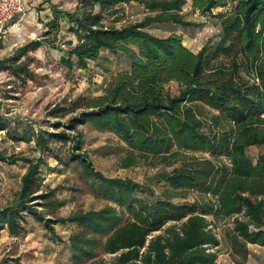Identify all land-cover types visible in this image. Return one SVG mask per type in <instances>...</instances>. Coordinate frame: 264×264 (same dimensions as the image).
<instances>
[{"label": "trees", "instance_id": "16d2710c", "mask_svg": "<svg viewBox=\"0 0 264 264\" xmlns=\"http://www.w3.org/2000/svg\"><path fill=\"white\" fill-rule=\"evenodd\" d=\"M132 5L142 8L141 19H127L126 7ZM186 5L192 13L214 16L220 30L197 52L176 30L166 36L150 32L193 27ZM50 8L46 37L0 60V72L22 86L36 82L32 54L55 45L62 20L76 38L59 58L70 75L99 64L104 52L124 56L126 67L109 74L98 95H81L48 111L56 120L68 117L62 125L71 133L32 126L20 130L2 116L0 131L13 141L33 142L58 162L51 144L70 143L66 164L80 166L95 193L114 206L56 218L62 203L55 191L39 194L44 158L0 152V163L21 161L26 168L14 200L0 209V236L2 231L21 236L31 216L58 241L54 225L70 226L69 264H108L106 255L109 264H216V229L231 220L223 238L233 262L246 264L250 245L264 247V0H78L73 12ZM171 83L178 87L176 94ZM85 125L110 132L126 145L125 168L140 158L166 162L182 155L178 169L158 176L166 184L164 199L142 197V185L97 171L81 152L79 127ZM251 147L262 150L255 159L248 154ZM191 193L203 201H171ZM39 199L46 211L36 208Z\"/></svg>", "mask_w": 264, "mask_h": 264}, {"label": "rangeland", "instance_id": "374dc122", "mask_svg": "<svg viewBox=\"0 0 264 264\" xmlns=\"http://www.w3.org/2000/svg\"><path fill=\"white\" fill-rule=\"evenodd\" d=\"M77 3L78 0H31V6L24 21L18 26L10 24L6 37L0 42V60L11 56L17 48L28 41L46 37L45 31L51 15V5H56L63 11L73 12ZM184 12L186 18L194 23L193 27L186 30L167 27L152 28L150 32L158 36H166L171 30H176L183 36L184 45L193 52H197L207 42L218 38L220 30L214 16L192 13L189 5L184 7ZM217 12V10L214 11V13ZM126 15L129 21L141 19L142 8L138 5L127 6ZM48 37L53 39L51 36ZM69 41L76 42V38L67 29V22L62 20L60 32L54 41L55 45L42 46L32 54L35 59L32 69L37 74L36 82H28L26 86H22L6 72H0V116L10 120L12 127L21 130L32 126L34 130L41 128L51 133L59 131L71 133L62 125L68 117L56 120L48 116V111L57 104L72 101L81 95H98L104 79L109 74L126 67L127 62L124 56L104 52V58L99 61V64L90 63L87 70L74 69L70 75L59 63L62 50L65 51L63 45L68 47ZM170 90L176 94L177 85L171 83ZM54 122H59L60 127L53 126ZM79 129L84 139L81 152L88 155L97 171L108 178L129 179L142 185L144 188L142 197H150L151 200L164 199L163 189L166 184L158 182V176L178 169L184 160L182 155L175 161L166 162H158L153 158H140L125 168L123 165L129 152L126 145L114 134L94 129L90 125L80 126ZM51 147L55 148L62 162H58L47 154L42 155L33 142H16L8 138L5 131H0L1 153L33 159L44 158V164L41 167L43 189L39 194L55 191V198L62 203L56 211V218H66L78 211L100 210L114 206L95 193L91 186L92 180L84 176L80 166L74 163L66 164L70 143L61 146L54 142ZM260 152L262 150L259 148L251 147L248 154L255 159ZM203 156V153L195 154V157ZM25 171L26 168L21 161L14 165L0 163V209L14 200ZM203 199L202 196L191 193L186 198L175 197L171 201L174 204H189L195 201L202 202ZM41 201L37 200L36 208L46 211L45 207H41ZM26 219L25 232L21 236L14 238L6 231H2L0 264H69L70 254L67 243L70 226L54 225L55 232L61 239L58 241L53 239L31 216H27ZM228 223H231V220L221 222L216 229L220 239L216 264H235L223 238V232ZM249 249L250 255L246 264H264V247L250 245ZM103 259L109 264L111 256L106 255Z\"/></svg>", "mask_w": 264, "mask_h": 264}, {"label": "built area", "instance_id": "2783aa9c", "mask_svg": "<svg viewBox=\"0 0 264 264\" xmlns=\"http://www.w3.org/2000/svg\"><path fill=\"white\" fill-rule=\"evenodd\" d=\"M31 6V0H0V42L8 33L10 24L18 26ZM65 51L68 47L63 45Z\"/></svg>", "mask_w": 264, "mask_h": 264}, {"label": "crops", "instance_id": "0c3cea01", "mask_svg": "<svg viewBox=\"0 0 264 264\" xmlns=\"http://www.w3.org/2000/svg\"><path fill=\"white\" fill-rule=\"evenodd\" d=\"M9 27V26H8Z\"/></svg>", "mask_w": 264, "mask_h": 264}]
</instances>
